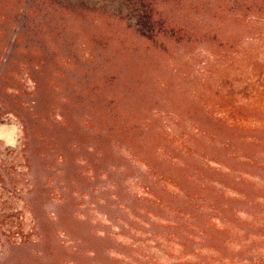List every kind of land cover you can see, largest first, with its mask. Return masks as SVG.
<instances>
[{
	"label": "rangeland",
	"instance_id": "1",
	"mask_svg": "<svg viewBox=\"0 0 264 264\" xmlns=\"http://www.w3.org/2000/svg\"><path fill=\"white\" fill-rule=\"evenodd\" d=\"M63 1L75 14L67 17L71 26L72 21L80 17L86 21L85 27L91 33L93 22L106 23L102 31L113 38L110 49L117 51L120 48L117 36H126L124 52H137L132 56L136 59L134 63L127 62L126 72L132 76L131 80H165L167 85L162 87L163 94L160 93L164 103L155 110H162L163 118L167 119L159 126L170 133L172 146L182 145L176 152L179 154L177 162L189 163L180 165L182 167L177 170H168L166 175L172 189L181 184L195 200L192 207L172 208L193 216L194 245L203 247L207 256L199 263L264 264V240L252 234L249 240L243 233L236 236L239 214L248 218L246 212L260 213L264 224V0ZM147 7H153V13H158V19L162 16V21L173 22L174 26H188L195 34L192 40L178 42L177 37L168 41L165 51L145 52L134 37V28ZM66 32L68 42L67 46L62 45L64 49L59 52L60 56L56 55L53 43L47 45L51 64L67 62V48L74 53L72 63L76 67L94 66L96 56L89 54L95 52L94 48L85 47L75 37L78 35L76 30L67 28ZM11 47H0V102L6 101L10 105L0 108V166L4 169V173L0 172V264H153L154 258L147 262L130 255L134 252L131 244L151 235L146 237L138 233L137 241H133L129 234H120L122 231L117 227L114 229L117 242L102 235L109 229L110 222L106 209L93 204L108 197L115 201L112 181L105 173L107 166L121 162L112 160L96 164L95 170L100 174L90 179L88 171L92 165H84L82 151L70 153L71 164L64 170L63 165L56 163L62 154V146L59 144L58 149L50 143L51 148L45 145L47 148L43 152L39 139L33 140V146L27 152L36 165L32 173L28 170L21 150L25 144V131L13 110L15 101L33 104L35 83L27 77L19 78L21 67L18 65L24 59L35 61V56L25 58L21 51ZM12 53H15L16 63H10ZM54 76L50 73V79L43 82L47 84ZM16 88L24 93L15 95ZM47 93V98H52ZM48 106L38 110L42 112L41 116L54 107ZM58 111L52 109L51 113ZM89 144L87 140L83 146L89 148ZM193 170L196 171L194 176L182 175ZM137 177L132 172L126 184L134 195L144 194ZM34 179L40 184L30 197L28 190L32 191V188L25 192L21 190L28 180ZM72 191L83 217L95 216L91 224L73 223L67 218L72 206L65 202L62 205L60 199L74 198ZM245 195L254 205L243 203ZM119 205L121 207V203ZM163 210L159 212L161 218L169 217L171 210ZM33 211L38 215L37 221L33 220ZM202 211L211 218H203L199 213ZM19 224L31 237H19L16 229ZM120 224L118 221L117 225ZM251 231L264 234L258 229ZM175 246L172 244L168 249L165 256L168 262L180 256ZM250 251L254 252L253 256ZM125 252L131 256L129 259L124 258L122 253ZM257 253L263 255L257 259ZM252 257L255 258L253 262L250 261ZM189 260L197 264L196 259L190 257Z\"/></svg>",
	"mask_w": 264,
	"mask_h": 264
},
{
	"label": "trees",
	"instance_id": "2",
	"mask_svg": "<svg viewBox=\"0 0 264 264\" xmlns=\"http://www.w3.org/2000/svg\"><path fill=\"white\" fill-rule=\"evenodd\" d=\"M152 8L147 7L144 14L136 20L134 37L138 40L140 48L151 54L155 50L165 51L168 41H174L177 37H179L178 42L192 40L195 34L191 33L188 26L179 24L174 26L173 22L162 21V16L158 19V13H153L155 9ZM71 11L63 0H0V43H3L0 45L1 49L12 45L11 48L14 51H21L25 58L30 55L35 56V61L31 59L24 61V59L18 62L19 68L21 67L19 78L27 77L35 83L33 104H28L27 101H15L13 110L21 119L25 131V144L21 150L28 164V170L32 173L36 165L34 158L28 157L27 152L30 146H33V140L39 139L42 140L40 150L43 152L45 145L49 146L50 143L55 147L62 146V154L56 163L63 165L64 170L71 164L70 153L82 151L84 165H92L88 171L91 173L90 179L97 178L100 174L97 169L95 170L96 164L118 160L121 163L107 166L105 173V176L112 181L115 201L108 197L93 204L106 209V216L110 222L109 229L102 232L103 237L107 240L112 238V241L117 242L115 227L122 231L120 234L123 236L129 234L133 241H137L138 233L146 237L151 235L138 241L137 244L130 243L134 251L130 255H136L147 262L154 258L153 264H192L190 257L196 259L197 264H204L205 262L199 263L207 257L204 248H196L197 246L194 245L195 227L191 223L193 216L172 208L173 206L188 208L190 205L192 207L195 200L188 195L189 192L181 184L179 188L172 189L169 176L166 175L168 170H177L182 167L180 165L189 163H185L184 160L177 162L179 155L177 151L181 150L182 145L172 146L174 142L170 139V133L159 126L167 119L163 118L162 110H155L160 103H164L160 93L162 87L167 85L165 80H162L163 82L131 80L132 76L126 72L127 62L131 60L134 63L133 60L136 59L132 56L137 52L128 54L124 52L126 36H117L119 51L112 50L109 44L113 38H109L102 31L106 23L93 22L91 24L93 31L89 33L85 27L86 21L80 17L75 18L71 26V21L67 19L68 16L75 15ZM104 20L107 22L106 18ZM67 28L77 31L78 35L73 36L78 37L85 47L94 48L95 52H89L92 57L94 54L96 56L94 66L85 67L77 64L76 67L72 63L74 53L67 51V48H65V56H67L65 60L68 61L51 64L52 59L49 58L47 45L53 43L56 55L60 56L59 52L64 49L62 45L68 42ZM11 61L16 63L15 53H12L10 63ZM50 73L55 76L52 81H47L45 84L43 80L50 79ZM47 91L52 98H47ZM15 92V95L24 93L20 88H16ZM6 103L8 102L1 101L0 108L10 106ZM48 104V107L54 106L51 110L58 109V113H51V110L47 109V114L41 116L42 112L38 110H42V107L45 108ZM171 113L176 114V112ZM87 140L90 143L89 148L83 146ZM0 172L4 173L3 166H0ZM132 172L138 175L137 179L140 180L144 194L134 195L127 186V180ZM195 173L196 171L193 170L191 173L183 172L182 175L191 177ZM1 176L0 173V178ZM201 182L205 183L203 180ZM39 184L40 182L35 179L28 180L21 191L25 192L29 187L32 188V191L28 190V195L30 194L31 197ZM74 194L75 192L72 191L71 195L74 198L69 199L65 196L60 199L62 205L65 202L68 206H72L67 218L73 223L91 224L95 216L83 217L84 214L79 211ZM245 196L242 198L243 203L254 205L251 199ZM27 200L29 202L30 198ZM164 208L171 210L167 218H161L159 215ZM199 213L203 218L205 216L211 218L204 211ZM246 213L249 215L248 218H244L241 214L237 216L239 224L236 225V236L243 233V236L249 240L252 234L257 239L264 240V234L251 231L255 229L260 233L264 231L260 213L254 215L250 212ZM252 216L253 220L250 221ZM32 217L37 221L36 211H33ZM58 217L60 218V214ZM118 221L121 222L120 225H117ZM16 229L19 237H31L22 231L21 224L17 225ZM213 232L217 233V230L213 229ZM97 237L102 238L99 234ZM172 244H176L174 249L177 247L180 256L173 262H168L165 256L168 249L172 248ZM151 248L154 251H151ZM95 253L97 254L98 250ZM125 253H122L125 255L124 258L129 259L131 256ZM252 253L254 252L250 255ZM262 255L257 253V259ZM254 260V257L250 259L251 262Z\"/></svg>",
	"mask_w": 264,
	"mask_h": 264
}]
</instances>
